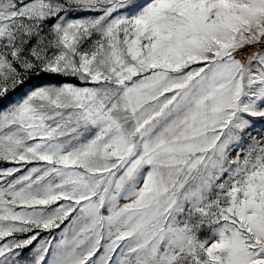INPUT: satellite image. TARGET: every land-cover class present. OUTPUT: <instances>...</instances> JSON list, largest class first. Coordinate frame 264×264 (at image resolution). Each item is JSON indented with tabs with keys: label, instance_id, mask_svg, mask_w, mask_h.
Wrapping results in <instances>:
<instances>
[{
	"label": "snow or ice",
	"instance_id": "1",
	"mask_svg": "<svg viewBox=\"0 0 264 264\" xmlns=\"http://www.w3.org/2000/svg\"><path fill=\"white\" fill-rule=\"evenodd\" d=\"M0 264H264V0H0Z\"/></svg>",
	"mask_w": 264,
	"mask_h": 264
}]
</instances>
